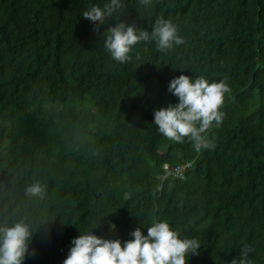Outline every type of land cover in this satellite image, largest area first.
<instances>
[{
	"label": "trees",
	"instance_id": "16d2710c",
	"mask_svg": "<svg viewBox=\"0 0 264 264\" xmlns=\"http://www.w3.org/2000/svg\"><path fill=\"white\" fill-rule=\"evenodd\" d=\"M0 264H264V0H0Z\"/></svg>",
	"mask_w": 264,
	"mask_h": 264
},
{
	"label": "built area",
	"instance_id": "2783aa9c",
	"mask_svg": "<svg viewBox=\"0 0 264 264\" xmlns=\"http://www.w3.org/2000/svg\"><path fill=\"white\" fill-rule=\"evenodd\" d=\"M162 168H163L164 174L173 173L174 175H177V176H178L179 172L182 171V169H179V168H178L179 171H177L176 168H171L167 164H164Z\"/></svg>",
	"mask_w": 264,
	"mask_h": 264
},
{
	"label": "clouds",
	"instance_id": "9594fccd",
	"mask_svg": "<svg viewBox=\"0 0 264 264\" xmlns=\"http://www.w3.org/2000/svg\"><path fill=\"white\" fill-rule=\"evenodd\" d=\"M198 143H199V141L196 143V147H197ZM195 149H197V148H195ZM163 165H164V164H163ZM163 165H162V167H163ZM162 169H163V168H162Z\"/></svg>",
	"mask_w": 264,
	"mask_h": 264
},
{
	"label": "water",
	"instance_id": "95a60500",
	"mask_svg": "<svg viewBox=\"0 0 264 264\" xmlns=\"http://www.w3.org/2000/svg\"><path fill=\"white\" fill-rule=\"evenodd\" d=\"M98 195V193H96V195L95 196H97Z\"/></svg>",
	"mask_w": 264,
	"mask_h": 264
}]
</instances>
